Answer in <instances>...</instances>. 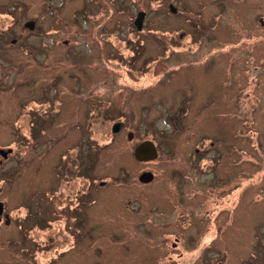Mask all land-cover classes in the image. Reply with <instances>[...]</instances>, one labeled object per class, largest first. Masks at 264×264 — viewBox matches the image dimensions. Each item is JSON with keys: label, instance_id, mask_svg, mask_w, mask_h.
Here are the masks:
<instances>
[{"label": "rangeland", "instance_id": "1", "mask_svg": "<svg viewBox=\"0 0 264 264\" xmlns=\"http://www.w3.org/2000/svg\"><path fill=\"white\" fill-rule=\"evenodd\" d=\"M219 1L224 0H0V46L5 48L0 52V147L11 146L14 150L6 165H0V171L7 169V175L14 173L18 177L15 179L12 174L15 180L9 181V176L0 189V200L6 202L12 218L18 220L0 229V241H4L0 246V264H26L24 257L20 261L14 256L18 247L11 244L25 234L30 239L25 245L35 252L33 258L30 251L23 249L26 252L23 256L30 257L31 264L33 260L45 264L70 248L73 252L56 264L193 263L192 216L181 217L177 205L179 139L174 116L179 79L174 72L179 62L175 58L166 60L162 53L166 49L167 56L176 45L181 47L179 42L176 44L180 33L209 35L214 32L213 25L220 26V33L223 31L225 35V31L232 32L226 40H219L214 45L216 48L238 47L248 30L260 32L264 39V29L250 20V14L245 26L240 21L227 27L232 23L224 19L209 23L207 20L218 11ZM255 1L262 6L259 10L263 13L264 0ZM171 3L177 7V13L170 11ZM139 11L146 13L140 39L132 27ZM30 19L36 21L40 32H48L50 28L59 31L53 34L54 45L36 33V28L25 27V21ZM182 46L186 48L185 43ZM131 47L144 49L143 56H136L134 64L129 62L134 58ZM180 79L185 81L186 75ZM190 82L185 81L181 87ZM192 82L195 84V77ZM45 98L57 100L48 102ZM23 102H28L27 109H21ZM57 106L58 112H53ZM49 110L55 120L45 123L44 137L52 139L53 145L45 146L48 142L44 141L34 147L26 146L27 136L11 132L19 126L17 118L21 111L34 115L36 111L44 114ZM117 122L123 124L115 133L112 127ZM23 128L28 125L25 123ZM130 132L134 133L131 140ZM18 138L23 141L18 143ZM144 140H151L157 146L156 160L135 159L134 147ZM65 150L70 155V164L65 163L69 198L73 199L82 187L88 201L84 227L78 234L74 230L46 233L33 229L32 219L17 207L22 201L32 206L35 176L38 181L51 183L54 175L50 165ZM79 161L83 162L82 166ZM42 163L46 166V177L41 167V173L35 175L36 165ZM144 171L154 173V180L141 183L139 175ZM90 181L94 189L89 186ZM98 182L105 183L98 186ZM246 192L258 193L259 187L248 188ZM258 204L259 208L264 206V197ZM252 207L244 202L241 210L245 215L239 222L247 228L258 217L251 211ZM186 210L189 213L187 206ZM24 222L27 224L19 230L17 223ZM203 231L198 243L214 236L205 227ZM258 234L259 230H249V236L239 239L247 246L240 244L238 250L236 242L231 241L235 255H241L238 253L243 248L248 250ZM78 236V245H74ZM177 238L184 253L180 260L178 251L172 247ZM31 239L43 241L47 247H37ZM259 258L260 264H264V254Z\"/></svg>", "mask_w": 264, "mask_h": 264}, {"label": "flooded vegetation", "instance_id": "2", "mask_svg": "<svg viewBox=\"0 0 264 264\" xmlns=\"http://www.w3.org/2000/svg\"><path fill=\"white\" fill-rule=\"evenodd\" d=\"M111 1L115 2L116 0ZM260 7L262 8L255 0L219 1L216 5L217 13L207 21L212 23L213 19H224L225 22L232 23L230 26L226 25L227 27H233L242 21V25L245 26L244 23L246 24L247 16L250 14V20L262 30L264 29V12L259 10ZM135 19L132 22L134 29ZM30 21L34 22L32 29L26 27ZM24 25L30 30L36 28V33L47 37L52 45L55 43L53 34H59V31L54 28H50L45 33L40 32L39 25L37 26L33 19L25 21ZM211 29L214 32L209 35H205L204 32H182L176 41V44L179 42L181 47L176 45L172 54L167 56L166 49H163L164 53H162L166 60L175 58L179 62L174 72L177 73L179 79L178 104L176 116H174L176 118V135L179 139L177 147L179 157L177 162L179 164L176 168L179 191L177 192L179 196L177 205L181 217L183 214L192 216V224H194L192 250L195 251L192 264H260L259 255L264 254V206L259 208L260 204H258L260 198L264 197V39L260 32L248 30L244 34V41L238 47L216 48L214 45L223 38L226 40L232 32L225 31V35L222 31V34L220 26L214 25ZM143 34L137 32L138 38L140 39ZM246 42L248 47H246ZM183 43L186 48L182 46ZM131 48L134 58H131L129 62L134 64L136 56H143L144 49ZM2 49L5 48L1 45L0 52ZM181 72H185L183 74L186 75L185 81L191 80L189 84H184L182 87L181 84L185 81L180 79L183 76L180 75ZM172 75L173 73L167 76V81ZM165 77L166 75H164ZM194 77L195 84L192 82ZM45 99L48 102L57 100L56 98ZM28 102H23L25 104L22 105V110L27 109ZM59 103L60 101L58 105H60ZM48 107L52 108V105H48ZM53 112H58V106ZM33 114L27 115L21 111L17 118L19 126L11 129V132L27 136L26 146L34 147L44 141L48 142L45 146L53 145L55 142L52 139H45L44 135L47 132L45 123L53 122L55 116H51L50 110L45 111L44 114L38 111ZM25 123L28 128H23ZM24 130L26 131L20 132ZM18 139V143L23 141ZM10 149L12 151L8 153ZM68 150L58 157L57 162L50 165V171L54 175L51 183L48 181L46 184L47 180L38 181L40 179L35 176L36 186L32 195V206L22 201V204L17 207L18 211L21 213L24 211L23 215L32 219L33 229H39L46 233L60 229L69 232L74 230V234H78L84 227L88 203L85 192L81 187L79 193L71 199L67 191L69 177L66 175L65 163L70 164ZM6 153H8L7 156ZM13 154L14 150L11 146L0 147V165H6ZM79 162L82 166L83 162ZM39 167L42 168L43 176L46 177L44 163L36 165L35 175L41 173ZM7 173V169L0 171V189L7 182L9 176L10 178L15 177L14 173L9 175ZM15 179L11 178L9 181L13 182ZM104 183L98 182V186ZM85 184L86 182L83 184L84 188H86ZM261 185L262 191L260 190ZM89 186L93 187L94 184L90 181ZM255 186L259 187V192L249 195L246 189H253ZM244 202H248L250 207L253 206L251 211L255 216H258L250 228L239 222L240 217L245 215L241 211ZM89 203L92 204V202ZM0 204H2L0 205V211H2L0 212L1 229L18 220L12 218L5 201L0 200ZM196 214L198 215L195 216ZM25 222L17 223L19 230L24 224H27ZM204 227L206 232L214 233V236L211 235V238L206 242L198 243L197 238L202 236ZM251 229L253 232L259 230V234L252 239V245L248 246V250L241 249L238 254H242L237 257L236 251L231 249L230 242H236V250L247 246L239 239L242 236H249L248 232ZM26 236V234L20 235L18 240H14V244L7 241L18 247L14 255L18 260L21 261L24 257L27 260L26 264H31V258L23 256L26 254L23 249L32 251L25 245L30 240L26 239ZM205 237L207 234L204 235ZM79 240L78 236L74 240V245L75 243L78 245ZM178 240L177 238L172 247L178 251L176 253L180 260L183 259L184 253L180 250ZM32 241L37 247H47L43 241ZM2 242L4 241H0V246H2ZM240 244L241 247H239ZM51 245V243L48 245L49 251H51ZM71 250L73 249L61 251L58 257L46 261L45 264H56L60 258L73 252ZM31 254L34 258L35 252H31ZM252 256L254 259L251 260ZM33 264H37V262L33 260Z\"/></svg>", "mask_w": 264, "mask_h": 264}, {"label": "water", "instance_id": "3", "mask_svg": "<svg viewBox=\"0 0 264 264\" xmlns=\"http://www.w3.org/2000/svg\"><path fill=\"white\" fill-rule=\"evenodd\" d=\"M169 9L172 13H177V7L174 4H170L169 5ZM146 13L144 11H140L137 14V17L135 19V25L137 26L138 30L142 29L143 26V21H144V17H145ZM34 26V22H28L26 24V27L32 29ZM122 122H117L113 125L112 130L113 132H118L120 130V128L122 127ZM134 137V133L130 132L128 133V139L131 140ZM12 150H8V153L11 152ZM6 153V156L7 154ZM134 157L137 161L139 162H149V161H153L156 160L159 156V152H158V148L155 145V143L151 140H144L140 143H138L135 147H134ZM154 173H152L151 171H144L139 175V181L141 183H150L152 180H154ZM2 205V204H0ZM2 212V211H0Z\"/></svg>", "mask_w": 264, "mask_h": 264}, {"label": "bare ground", "instance_id": "4", "mask_svg": "<svg viewBox=\"0 0 264 264\" xmlns=\"http://www.w3.org/2000/svg\"><path fill=\"white\" fill-rule=\"evenodd\" d=\"M145 16H146V15H145ZM144 20H145V17H144ZM134 26H135L136 31H138V32H143L144 21H143V26H142V29H141V30H138L137 26L135 25V20H134ZM139 143H140V142H139Z\"/></svg>", "mask_w": 264, "mask_h": 264}]
</instances>
